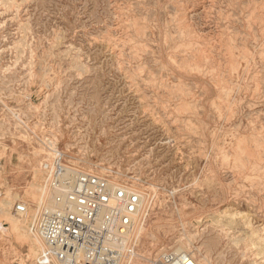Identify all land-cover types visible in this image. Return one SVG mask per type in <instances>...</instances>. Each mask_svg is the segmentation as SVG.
<instances>
[{"label":"rangeland","instance_id":"rangeland-1","mask_svg":"<svg viewBox=\"0 0 264 264\" xmlns=\"http://www.w3.org/2000/svg\"><path fill=\"white\" fill-rule=\"evenodd\" d=\"M53 136L67 165L146 197L121 264H160L185 234L199 264H264V0H0V193L13 206L38 208ZM12 239L0 264H32Z\"/></svg>","mask_w":264,"mask_h":264},{"label":"built area","instance_id":"built-area-1","mask_svg":"<svg viewBox=\"0 0 264 264\" xmlns=\"http://www.w3.org/2000/svg\"><path fill=\"white\" fill-rule=\"evenodd\" d=\"M43 184L56 192L55 209L42 206L34 231L44 243L39 264H113L134 254L133 216L141 210V193L109 177L74 171L58 151L41 163ZM16 214L29 207L16 202ZM173 252L160 264H188Z\"/></svg>","mask_w":264,"mask_h":264},{"label":"bare ground","instance_id":"bare-ground-1","mask_svg":"<svg viewBox=\"0 0 264 264\" xmlns=\"http://www.w3.org/2000/svg\"><path fill=\"white\" fill-rule=\"evenodd\" d=\"M213 4V3H212ZM12 5V3H11ZM177 10V9H176ZM190 15V14H189ZM149 25V24H148ZM125 31V30H124ZM63 39V38H62ZM25 40V39H24ZM197 40V39H196ZM131 44V43H130ZM238 45V44H237ZM190 46V45H189ZM212 47V46H211ZM221 47V46H220ZM77 48V47H76ZM242 49V48H241ZM22 50V49H20ZM203 51V50H202ZM262 51V50H261ZM70 53V52H69ZM244 53V51H243ZM49 55V54H48ZM38 59V58H37ZM251 59V58H250ZM243 61V60H242ZM39 62V61H38ZM41 62V60H40ZM31 63V62H30ZM253 65V64H252ZM32 66V65H31ZM40 66V65H39ZM247 67V66H246ZM8 72V71H7ZM46 72V71H45ZM229 73V72H228ZM248 74V73H247ZM44 76V75H43ZM230 80V79H229ZM44 81V80H43ZM217 82V81H216ZM245 82V81H244ZM43 83V82H42ZM228 85V84H227ZM226 88V87H225ZM255 92V91H254ZM47 97V96H46ZM44 109V108H43ZM12 110V109H11ZM29 110V109H28ZM14 115V114H13ZM21 116V115H20ZM18 118V120L20 119V117L16 116ZM15 118V117H14ZM17 120V119H16ZM18 122V121H17ZM20 122V121H19ZM22 124V123H21ZM57 130V129H56ZM58 140L56 138V136H53V138H46L45 140V144H46V148H47V159H51L55 154L58 153L59 149H58ZM43 151V150H42ZM68 151V150H67ZM70 153V152H69ZM44 154V153H43ZM63 154V153H62ZM64 157V154H63ZM70 158H74L73 156H71ZM226 160V159H225ZM244 162V161H243ZM245 164V163H244ZM71 167V166H70ZM73 168V167H72ZM75 168H73L74 170ZM74 171L77 172H86V171H81V170H77L75 169ZM102 171L105 172V169L102 168ZM34 178L37 177V175L40 174V171L38 169L34 170ZM86 173H90V172H86ZM91 174V173H90ZM93 174V173H92ZM233 176V175H232ZM39 177V176H38ZM38 179V178H37ZM36 180V179H35ZM41 180V179H40ZM109 181L111 183H116V180H113L111 178H109ZM33 184V183H32ZM40 187V186H39ZM42 191H40V193L32 191L30 192L29 195H31V199L33 201L36 202V205L38 208H36L35 210L31 209V204L29 203V201L27 200H20L21 202H23L24 204H26L29 207V212L27 214H13L12 212V208L13 203L11 200L8 199V193L6 194L4 191V196L0 193V236L2 238H6V239H15L20 241V243L22 244H27L29 245V252L28 254H26V257L28 262H31L32 264H38L40 262V255L41 252L44 249V243L43 241L40 239V237L37 235V233H34V226L36 224L38 215H39V209L42 206L45 207H49L52 209H55L57 207H59L56 202H55V194L56 192L49 190L47 187H42ZM137 191H139L141 193V210L140 212H137L134 214L133 216V220L135 222V226H134V232L132 235V239L133 236H135V240L138 239V237H142L145 227L142 221V212L144 209V204L146 201V197L144 196V194L141 192L140 189L135 188ZM3 196V197H2ZM17 198H21L20 196L16 195ZM15 198V197H14ZM16 198V199H17ZM141 216V217H140ZM146 216V215H145ZM144 218V216H143ZM243 220V219H242ZM6 221V222H5ZM216 221V220H215ZM181 225V224H180ZM198 225V224H197ZM200 225V224H199ZM213 226V225H212ZM214 228V227H213ZM232 228V227H231ZM152 229V228H151ZM196 229V228H195ZM223 230V229H222ZM148 231V230H147ZM151 231V230H150ZM198 231V230H197ZM199 232V231H198ZM202 232V231H201ZM150 233V232H149ZM153 233V232H151ZM196 233V232H195ZM241 233V232H240ZM183 234V233H182ZM195 235V234H194ZM193 235V236H194ZM197 235V234H196ZM226 235V234H225ZM159 236V235H158ZM157 236V237H158ZM181 236V235H180ZM179 236V237H180ZM192 235H184L183 238L179 239L174 246V253L180 256H183V259H187L185 260V263L188 262V264H199L200 262H196L194 259V251L196 250L197 252L202 253L203 251V246L202 247H196L195 243H194V237ZM250 236V235H249ZM153 237V235H152ZM137 238V239H136ZM159 238V237H158ZM250 238V237H249ZM12 239V240H13ZM235 241V240H234ZM138 242V241H137ZM175 242V241H174ZM20 244V245H22ZM238 244V243H237ZM174 245V244H173ZM216 244L213 243H209L207 244L204 248H205V257H204V261L202 259L203 262L208 261L209 260V253L212 250V246H215ZM234 246V245H233ZM143 247V246H142ZM164 247V246H163ZM168 248V247H167ZM157 249V248H156ZM166 250V249H165ZM247 250V249H246ZM156 251V250H155ZM154 254V253H153ZM135 255V251L134 254L131 256H126L124 258H121L119 260H117L115 263L113 264H121V262L128 260L129 258L133 257ZM202 257V256H201ZM139 259H145L146 257L139 255L138 257ZM203 258V257H202ZM147 259V258H146ZM259 262V261H258ZM208 264V262H206ZM21 264H25V262L21 261ZM132 264V263H131ZM135 264V263H134ZM204 264V263H203Z\"/></svg>","mask_w":264,"mask_h":264},{"label":"crops","instance_id":"crops-1","mask_svg":"<svg viewBox=\"0 0 264 264\" xmlns=\"http://www.w3.org/2000/svg\"><path fill=\"white\" fill-rule=\"evenodd\" d=\"M1 237V236H0ZM2 238V237H1Z\"/></svg>","mask_w":264,"mask_h":264}]
</instances>
